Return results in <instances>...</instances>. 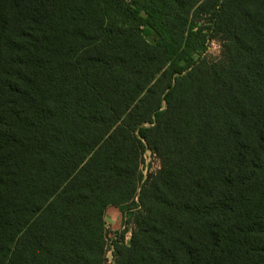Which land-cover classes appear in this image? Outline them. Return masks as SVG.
I'll use <instances>...</instances> for the list:
<instances>
[{
  "label": "trees",
  "instance_id": "obj_1",
  "mask_svg": "<svg viewBox=\"0 0 264 264\" xmlns=\"http://www.w3.org/2000/svg\"><path fill=\"white\" fill-rule=\"evenodd\" d=\"M110 207L113 264H264V0H0V264H109Z\"/></svg>",
  "mask_w": 264,
  "mask_h": 264
},
{
  "label": "rangeland",
  "instance_id": "obj_2",
  "mask_svg": "<svg viewBox=\"0 0 264 264\" xmlns=\"http://www.w3.org/2000/svg\"><path fill=\"white\" fill-rule=\"evenodd\" d=\"M221 50H222L221 43L218 40H215L210 44L209 56L212 58H217L220 56ZM159 168H160V161L157 158V156L153 154L151 151L147 152L145 156V163L142 167L144 175L146 176L150 172H155ZM113 208L119 209L123 213L127 207H123V208L113 207ZM125 228L126 227H124V222H123V226L119 230H116V231L112 230L111 226L107 227V232H108L107 233V246L109 250L108 252V263L109 264H113L112 251L114 248V242L119 236H121L123 232H125ZM127 228L129 231L128 233L125 234V243L129 244L130 239H131V229L133 228V226L129 224Z\"/></svg>",
  "mask_w": 264,
  "mask_h": 264
},
{
  "label": "crops",
  "instance_id": "obj_3",
  "mask_svg": "<svg viewBox=\"0 0 264 264\" xmlns=\"http://www.w3.org/2000/svg\"><path fill=\"white\" fill-rule=\"evenodd\" d=\"M107 226H111L112 230H119L123 226L124 215L119 209L109 208L106 213Z\"/></svg>",
  "mask_w": 264,
  "mask_h": 264
},
{
  "label": "built area",
  "instance_id": "obj_4",
  "mask_svg": "<svg viewBox=\"0 0 264 264\" xmlns=\"http://www.w3.org/2000/svg\"><path fill=\"white\" fill-rule=\"evenodd\" d=\"M108 227V226H107Z\"/></svg>",
  "mask_w": 264,
  "mask_h": 264
}]
</instances>
